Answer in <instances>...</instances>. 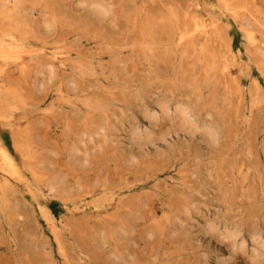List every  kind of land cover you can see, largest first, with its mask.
<instances>
[{
  "label": "rangeland",
  "instance_id": "1",
  "mask_svg": "<svg viewBox=\"0 0 264 264\" xmlns=\"http://www.w3.org/2000/svg\"><path fill=\"white\" fill-rule=\"evenodd\" d=\"M0 50V264H264V0H0Z\"/></svg>",
  "mask_w": 264,
  "mask_h": 264
},
{
  "label": "bare ground",
  "instance_id": "2",
  "mask_svg": "<svg viewBox=\"0 0 264 264\" xmlns=\"http://www.w3.org/2000/svg\"><path fill=\"white\" fill-rule=\"evenodd\" d=\"M92 6H94L97 9V11L100 12V13H104L105 10H106L105 8H103L98 3H93ZM4 7L5 8L1 12V14H3V16H4L3 19L10 18L12 16L11 9L8 8L9 7L8 5H5ZM8 52L9 51H6V50H0V61H5V63H7L10 60H19V59H21L20 52L10 51L12 54H10ZM23 59H24V57H23ZM26 65H27V63H26ZM213 136H214V134H210L209 137H213ZM77 153H80V152H77ZM0 165H1L2 171L6 172L8 174V175H6L7 177H4V178H2V176H0V184H2L5 188L11 189L14 182L22 181V182L26 183L25 178L22 175H20L19 171H17V166L12 161V159L9 157V155L4 153V152H1V151H0ZM14 176H17L16 179L18 178V181H15L16 179L13 178ZM42 195H43L42 193L39 194V195L38 194H34L35 197L37 196L36 201H37V204L39 205L40 208H42V202H40L38 200L40 199L39 197H41ZM43 197H45V196L43 195ZM56 227L57 226L53 223V229H55Z\"/></svg>",
  "mask_w": 264,
  "mask_h": 264
}]
</instances>
